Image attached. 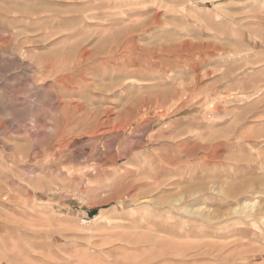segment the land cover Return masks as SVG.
Wrapping results in <instances>:
<instances>
[{"label": "rangeland", "instance_id": "rangeland-1", "mask_svg": "<svg viewBox=\"0 0 264 264\" xmlns=\"http://www.w3.org/2000/svg\"><path fill=\"white\" fill-rule=\"evenodd\" d=\"M0 264H264V0H0Z\"/></svg>", "mask_w": 264, "mask_h": 264}, {"label": "bare ground", "instance_id": "bare-ground-1", "mask_svg": "<svg viewBox=\"0 0 264 264\" xmlns=\"http://www.w3.org/2000/svg\"><path fill=\"white\" fill-rule=\"evenodd\" d=\"M134 44V43H133ZM132 45V41L130 40V41H127L126 42V44L125 45H123V47H122V51L123 52H129L130 50H133V47L131 46ZM135 46V45H134ZM132 48V49H131ZM112 50V49H111ZM108 53V52H107ZM118 55V54H117ZM126 56V55H125ZM114 57H112V59H113ZM104 59V58H103ZM105 60V59H104ZM48 68V67H47ZM49 68H51L50 66H49ZM51 71V70H50ZM45 72V71H44ZM48 73V72H47ZM63 77V76H62ZM66 77H64V78H59V80L56 82L55 81V86H58V85H60V84H62L63 85V83L65 82V79ZM57 80V79H56ZM70 81V80H69ZM68 81V82H69ZM83 81H85V79L83 80ZM65 85V84H64ZM70 88V87H69ZM71 90H72V88H71ZM65 91V90H64ZM80 108V107H79ZM76 109V108H75ZM71 110V109H70ZM70 110H69V112H70ZM133 109H129L128 110V114L126 115V116H122L121 117V119H120V123L122 122V124H124V123H126L125 125H131L134 121H135V119L137 118V116L139 115V112H135V110L134 111H132ZM78 111H79V109H78ZM69 112H68V115H69ZM73 117V116H72ZM68 118V117H67ZM76 118V116L74 117V119ZM73 118H72V122H74L73 120H74ZM77 119V118H76ZM75 119V120H76ZM66 120V119H65ZM65 120H63L64 122H65ZM66 121H68V120H66ZM112 121V120H111ZM81 122V121H80ZM100 122H102V121H100ZM65 123H67V122H65ZM111 124V122H110V116H108L107 117V119L102 123V124H106L107 126H108V124ZM63 124V123H62ZM68 124V123H67ZM80 124V123H79ZM64 125V124H63ZM78 125V124H77ZM99 125V124H98ZM60 126H61V124H60ZM69 126V125H68ZM101 126V125H100ZM99 126V127H100ZM80 127V126H79ZM101 128V127H100ZM99 129V128H98ZM103 129V128H102ZM104 129H106V128H104ZM60 130H61V128H60ZM102 131V130H101ZM107 131V130H106ZM109 132V131H108ZM94 133V132H93ZM65 134V133H64ZM102 136V135H101ZM59 139V138H58ZM55 145V144H54ZM56 146V145H55ZM179 149V148H178ZM180 149H181V147H180ZM51 150H52V148H51ZM120 157H125L124 155H121ZM126 158V157H125ZM164 160V159H163ZM146 184V183H145ZM149 185V184H148ZM157 185V184H156ZM135 188V187H134ZM131 193V192H130ZM129 193V194H130ZM133 193V192H132ZM134 194V193H133ZM129 197H130V195H129ZM148 200V199H147ZM247 207H248V205H246ZM246 206H245V208H246ZM238 211H239V209H238ZM236 212V211H235ZM17 229V228H16ZM3 230V229H2ZM5 230V229H4ZM190 254V253H189Z\"/></svg>", "mask_w": 264, "mask_h": 264}]
</instances>
